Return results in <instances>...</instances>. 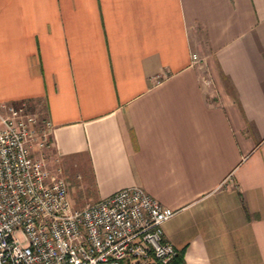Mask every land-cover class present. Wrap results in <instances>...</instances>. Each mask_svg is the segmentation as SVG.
I'll return each mask as SVG.
<instances>
[{
	"label": "crops",
	"instance_id": "obj_1",
	"mask_svg": "<svg viewBox=\"0 0 264 264\" xmlns=\"http://www.w3.org/2000/svg\"><path fill=\"white\" fill-rule=\"evenodd\" d=\"M0 102L49 121L81 201L174 209L181 264H264V0H0Z\"/></svg>",
	"mask_w": 264,
	"mask_h": 264
},
{
	"label": "built area",
	"instance_id": "obj_2",
	"mask_svg": "<svg viewBox=\"0 0 264 264\" xmlns=\"http://www.w3.org/2000/svg\"><path fill=\"white\" fill-rule=\"evenodd\" d=\"M49 134L47 119L0 102V264H164L178 253L162 232L174 209L137 184L74 208L63 176L32 155Z\"/></svg>",
	"mask_w": 264,
	"mask_h": 264
},
{
	"label": "rangeland",
	"instance_id": "obj_3",
	"mask_svg": "<svg viewBox=\"0 0 264 264\" xmlns=\"http://www.w3.org/2000/svg\"><path fill=\"white\" fill-rule=\"evenodd\" d=\"M38 118H42L41 114L39 115L38 113H36ZM33 156H43L45 163H46V167L47 169L51 172V173H56L60 171V174H62L64 176V178L66 180H68L69 182V195L72 198V204L73 207L78 208L80 206H83L85 203L93 201L94 199H84V201H81L80 199V194L78 193L79 190H77V180L79 178H77L76 175L79 173L77 168H73L68 170V167H65L63 164L60 165V161H56V159L54 158V154L52 152L49 151V148L46 150L43 149H35L32 152ZM72 180V181H70Z\"/></svg>",
	"mask_w": 264,
	"mask_h": 264
},
{
	"label": "trees",
	"instance_id": "obj_4",
	"mask_svg": "<svg viewBox=\"0 0 264 264\" xmlns=\"http://www.w3.org/2000/svg\"><path fill=\"white\" fill-rule=\"evenodd\" d=\"M182 263V259L180 257V254H176L175 256H173L169 261H167L164 264H181ZM146 264H158L156 263L154 260L153 261H149Z\"/></svg>",
	"mask_w": 264,
	"mask_h": 264
}]
</instances>
